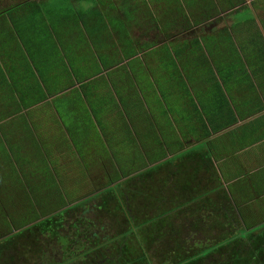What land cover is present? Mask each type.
Segmentation results:
<instances>
[{"label": "trees", "instance_id": "obj_1", "mask_svg": "<svg viewBox=\"0 0 264 264\" xmlns=\"http://www.w3.org/2000/svg\"><path fill=\"white\" fill-rule=\"evenodd\" d=\"M26 1L21 0L7 11L8 16L0 19V43L4 40L2 34L10 39L4 49L0 46V57H4L2 62L8 70L4 75L0 63V122L20 113L16 123L9 125L22 128L23 141L30 142L34 151L32 160L28 161L20 154L27 147L9 144L14 156H19L16 160L20 168L29 169L22 170V178L17 179L15 196L9 195L11 191L7 188L5 192L0 190L6 215L13 224L8 238L0 242V264H264V212L255 210L261 208L264 192L258 188L261 177L254 181L240 170L227 191L215 166L221 159H188L186 152L179 154L183 143L172 141L175 132L170 115L177 113L186 122L185 112H176L185 106L187 114L194 106L204 130H208L205 111L213 109L212 116L208 117L209 126L216 132L221 131L226 122L219 116L224 112L222 108H228L225 96L218 105L203 101L199 109L195 99L186 95L188 90L183 94L188 101L184 102L179 94L167 99L163 90L158 93L152 79L146 83L141 81L138 69L130 67L141 81L138 83L141 91L148 85L149 93H153L150 101L147 90L143 92L144 99L150 101L148 107L152 115H149L127 66L108 74L115 78L112 84L118 99L109 89L105 76L97 77L121 56V50L111 43L114 39L110 28L115 31L119 24L122 26L115 36L125 45L122 51L126 58L137 54L135 39L122 22H127L129 28L153 31L160 26L181 38L197 29L191 44L184 42L174 49L178 61H187V66L196 64L213 87L219 83L237 88L245 85L243 102L247 107L239 109V115L253 117L264 111V35L258 24L260 22L264 30V15L259 14L264 12V0H252L251 6L246 4L247 0H133L129 11L121 9L124 20L110 21V24L95 8L77 12L70 5L74 2L90 5L94 0L32 2L26 13L20 15L16 11ZM63 11L73 12L69 17L75 19L78 26L84 24L95 47L93 51L80 42L79 51L75 46L64 48L68 63L56 49L53 35H49L52 29L57 33L55 23ZM87 18L92 21L91 27ZM39 36L44 37L41 43H38ZM9 45L10 53L6 50ZM15 45L17 50L12 53ZM159 45L148 43L149 48ZM46 59L51 62L48 64ZM160 70L165 76L162 67L153 68L154 74ZM176 73L167 72L166 77L172 78ZM159 79V76L154 78L161 88L164 79ZM75 80L82 83L81 90L56 97L54 106L50 102L43 104L50 96L72 87ZM86 80L90 81L84 83ZM181 80L180 85L190 81ZM202 84L205 85V80ZM259 89L262 100L257 93ZM167 90L177 91L176 86L170 85ZM202 90L204 92V88ZM167 103L174 109L165 107ZM176 104L182 105L176 107ZM44 106L56 111H48V122L61 123L72 137L86 139L85 144L75 140L77 153L93 156L94 151L107 150L94 147L99 137L97 127L106 137L114 136L115 132H110L108 113L115 110L118 123H131L136 130L143 131L142 147L136 139H131L128 145L132 142V146L118 148V159H85L86 173H81L85 178L79 177V185L89 186L88 176L93 168L110 170V175L107 174L111 179L100 186V193L91 197L77 189L72 191L77 181L66 173L71 172L72 164L78 159H69L72 163H67V159L49 156V147L44 145L43 139H35L29 125L30 116L42 123ZM73 106H76L74 110ZM25 110L27 112L23 113ZM77 113L85 115L86 123L75 119ZM156 124L167 127L166 133L159 127L162 137ZM137 132L140 136V131ZM13 134L12 130L3 128L7 143ZM128 134L130 131H123L119 137L125 138ZM43 136L41 134V138ZM99 142L101 144L100 139ZM1 145L0 152L11 158L10 151L0 140ZM206 146L203 144L201 153ZM75 150L69 148L72 155L76 154ZM143 150L148 159H143ZM131 153L133 158H129ZM169 155L178 156L166 159ZM237 160L240 164V159ZM220 171L231 181L223 167ZM13 199L21 211L11 208ZM4 221L9 223L5 216ZM204 231L213 238L197 243ZM246 253H249L247 258Z\"/></svg>", "mask_w": 264, "mask_h": 264}, {"label": "crops", "instance_id": "obj_2", "mask_svg": "<svg viewBox=\"0 0 264 264\" xmlns=\"http://www.w3.org/2000/svg\"><path fill=\"white\" fill-rule=\"evenodd\" d=\"M249 1L250 0H247L246 4ZM20 2L21 0H0V6H2L1 4L5 5L3 6L4 8L0 7V19L2 20L6 16H8L7 11L10 8H12L15 4L20 3ZM72 6L74 10L77 12H80L81 10L85 11L91 8H95L96 11H98L101 14L102 18H104V20L108 24H110V21L124 20L121 9L123 8L125 10V0H94L93 3H91L90 5L86 3L74 2ZM263 13L264 12H260L259 14L263 15ZM60 14H61V16L59 15L60 18H58V21L55 23V26L57 27V33H55V31H53L52 29L51 31L52 33L49 31L50 32L49 35L50 37L53 35V41L57 47L56 49L62 53L61 58L62 57L65 58L64 48H68L69 46H75L76 50L79 51L80 42L82 43V45L84 46L87 45L91 47L93 51H95V47L92 44L94 42L90 39L89 35L87 34V30L84 24L81 23V25L78 26L76 23V20L75 19L73 20V18L71 19L69 17L73 15V12L63 11ZM87 21H88V18H87ZM88 22H90V27H91L92 21H88ZM122 24L127 30H129L131 38H133V35H135L134 32H137L138 30L145 31L144 29H138L134 26L132 28H129L127 22H122ZM260 25L259 27L262 26ZM92 27L94 28V25ZM219 27L223 29L222 25ZM119 28H120V24L115 29V31L112 28L110 29L112 32V39H114V41H112L111 43H114L115 45H117L118 49L121 50L120 59H117L116 62L113 65H111L109 69L107 70L103 69V72L101 74H98L97 77H101L103 75L105 76V80L109 86V89L111 90V92H113L116 99H118L116 95V90L114 88V85L112 84V81H114L115 78H113L112 76L110 77L108 74L110 72H117L119 67L127 66V69L131 73V78L133 79L134 83H136L137 89L140 92V96L143 98L142 101L148 111L147 113L149 115H152L148 107L149 106L148 102L146 99H144L143 92H144V89L147 90V95L149 94L148 97L150 101H151V94L153 93H149L151 90L149 89L148 85L147 86L145 85V88L143 87V90L141 91L142 88L140 89V86L138 84L139 81L136 78V75L134 74V70H131L132 68L138 69V71L145 70L146 65L145 63H141L138 65L128 66V63L132 62L133 56L130 58H126L124 51H122V49L125 48V45L120 44V41L115 36L116 34L119 35V32L121 31V30H118ZM208 30L211 31L212 29L208 28ZM260 30L262 33H264V30L262 27L260 28ZM45 31H48V30H45ZM140 31L138 35H143ZM196 32H197V29H195V31L188 32L182 35V38L190 37L191 39H193L194 36H191V35ZM0 36H1V33H0ZM2 36L4 40L3 42L1 41L2 44L0 43V46L1 48L4 49V47L7 46V43H10V39H5L6 37L4 36V34H2ZM168 37H172V34L169 35ZM133 39L137 40L136 37ZM100 43L102 44L101 41ZM16 48H17V45H15L14 49H12L13 51L12 53H15V51L17 50ZM6 50H8V53L11 52L10 45H9V49H6ZM100 51L104 53L106 52V50H100ZM136 51L138 53V51H140L139 48H137ZM3 58L0 57V63L4 71V75L5 74L7 75L8 70L5 68L2 62ZM11 59L12 58L10 57L8 59V62H10ZM14 59L16 60L17 58H14ZM57 60L59 61V64H60V59H57ZM64 61L68 63V60L66 58ZM9 64H10L9 69H11L12 67L11 62ZM130 67L132 68L130 69ZM150 79H152L153 84H156V89L159 93L161 89V88L159 89V87L161 84L160 85L157 84L153 78H150ZM118 80H121V78ZM2 81L4 80L2 79ZM89 81L90 80H86L84 83H87ZM162 83H164V81H162ZM210 83L211 82L209 81V77L206 78L205 86L207 87V89L204 88V92H200L199 89L194 90L192 88V93H190L189 95L193 96V94L195 93L196 94L198 93L199 94H209L210 89L213 87L212 85H210ZM240 85L241 87L237 88L236 86L231 87L230 85H225L222 83V86L224 87L223 93H221V91L217 92L216 99L221 100L225 96V101L228 105V108H222L224 112H222L221 115L219 116L220 119L226 122V124L223 123V127L221 131L216 132L212 130L209 126L208 117L212 116L213 109L207 108L205 111L206 116L204 117V120L208 126V130H204L203 129L204 127L202 125L203 123L201 124V120L199 118L198 113L194 111L196 109L189 108L188 114H187L186 106H185L184 109H179L176 112L181 113L182 111H184L186 122H184L181 119V116L177 113L170 115L172 126L175 132V136L172 141L175 142L179 140L180 143H183L184 145L183 150L179 154H183L186 152L189 155L187 157L188 159H221L215 162V166L218 170L221 180L223 181V187L227 191L229 190L230 185L234 183L235 181L234 178L238 177L240 170L245 172L246 177L250 179L252 177L254 181L255 179L257 180L261 177V180L259 182L260 185H258V188L264 190V111L254 115L253 117L251 116L249 118L240 117L239 109H245L247 107V104L246 103L244 104L245 101L243 100L244 94H245L244 91L247 87L243 84H240ZM81 86H82V83L75 80L74 85L72 87H69V88L67 87L64 91L60 92L59 94L50 96L45 102H43V104H47L48 102L51 103L56 97L71 93L75 89L81 90ZM201 91L203 90L201 89ZM260 91L261 90L259 89L257 93L259 94L262 100V94L260 93ZM196 94L194 95V99H195V103L197 104V97H195ZM221 94H223V97H221ZM51 111L56 113L53 107L50 108V113ZM26 112H27L26 110L23 111V113H26ZM117 112L118 111L115 110L114 113H108L110 114L109 120H108L109 126H110V132L111 133L115 132L114 136L112 135V136L106 137L104 133L102 132L101 128L97 125L99 137L97 136L98 139L96 140L94 147L99 146L101 148L102 147L106 148L107 150L104 152H100V153L99 152L97 153L96 151H94L93 156H90V154L88 155L87 153H82V154L77 153V151L75 150V147H76L75 140H78L79 142L85 144L86 139H79L78 137L74 138V136L72 137L69 134L67 127L61 123H53V122L51 123V122H48V120H46V123L41 124V121L38 120L37 117L32 118L30 116L29 125H30L31 130L34 133L35 139L37 141L43 139L44 145L46 144L49 147L51 151V154L49 156H52L53 158L67 159V160L75 159V158L78 159L75 164H72L73 167L71 171L78 169L80 171V174L81 173L83 174V173H86L85 159H92V158L94 159H118L117 154H116L118 148L119 147L127 148V146L128 147L132 146V142L128 145V142L131 139H136L138 146H139L140 140L144 136L143 131L136 130L135 126L131 123H127V124L118 123L117 121L118 113ZM201 112H203L202 109H201ZM19 117H21L20 113L12 115L0 122V140L2 141L3 147L8 148V150L10 151V156H11V158H6L5 154L0 152V181H1L0 190L5 192L7 188L11 191L9 195H12V196L16 195V189H17L16 181L17 179L22 178V170L27 171L29 168H25V169L20 168V165L16 160L19 158V156H17V158L14 156L13 152L10 150L11 146L9 144L11 143L12 146L13 145L21 146L23 148L27 147L26 151H21L20 153L22 154L21 156H26L27 159H32V155L34 153V151H31L32 144L26 140L23 141L24 137H22L21 135L22 128L16 125H9L11 123L13 124L16 123V120ZM183 126H184V129H183ZM186 126H188V128ZM159 127H158V124H156V129L160 136H161V131H162L161 129H163L164 133L167 132V127H161V129ZM3 128L12 130L14 132V134L12 135L13 138H9L10 139L9 143L5 141V138L3 135ZM123 131H130L131 135L128 134V136L125 138L119 137V133ZM137 131H140L139 132L141 133L140 136L137 134L138 133ZM41 134L44 135L42 138H41ZM99 139L101 141V144L99 142ZM205 143L207 144L206 150L203 151L202 153L199 152L196 155L195 149L199 148V145L203 146V144ZM140 146L142 147L141 144ZM0 147H2V145ZM70 147L73 150H75V153H76L75 155H72L69 152ZM202 148L204 149V147ZM143 152H144L143 159H148L147 152H145L144 150ZM206 154L207 156L209 155V157H206ZM49 156H45V157L49 159ZM177 156L178 155H175V156L169 155L168 158L166 159H171L173 157L177 159ZM133 157L134 155L131 153L129 158H133ZM8 159H11V160H8ZM237 159H240V164ZM69 162L72 163L71 160L67 161V163ZM240 165H242L241 169H240ZM220 167H223L227 171V175L228 177H230L229 179H231V181L227 180V177L225 176V174L223 175V173L220 171ZM96 169L97 168H95V170ZM99 169L98 171H101V168ZM66 175L71 177L72 179H76L75 178L76 175L73 174L72 172L71 173L67 172ZM79 186L85 188L84 184L79 185ZM80 187L76 189L79 190ZM82 191H79V192H81L82 194L89 193L87 192V190L84 191L82 189ZM0 201L4 205L1 198H0ZM255 210L264 212V192H263L262 199H261V208L259 209L255 208Z\"/></svg>", "mask_w": 264, "mask_h": 264}, {"label": "rangeland", "instance_id": "obj_3", "mask_svg": "<svg viewBox=\"0 0 264 264\" xmlns=\"http://www.w3.org/2000/svg\"><path fill=\"white\" fill-rule=\"evenodd\" d=\"M26 1V0H25ZM49 1H53V0H27L26 2H24L23 6L19 7L17 9L16 12H19L20 15H23L24 13H26V11L28 10L29 8V4H31L32 2H41V3H48ZM70 0H66L65 2H68ZM132 3V0H125V8L128 10V7H130ZM251 3H252V0H250L247 4L251 6ZM2 8H4L3 6H5L4 4H1ZM16 5V4H15ZM72 5V4H70ZM79 7V6H78ZM73 8V6H72ZM74 9V8H73ZM138 14L134 15V17H136ZM264 15V13H263ZM28 18H31L32 16H27ZM34 24H36V21L35 20H32ZM50 23V21H47ZM120 30H122V26L120 25ZM151 28L153 29V26H151ZM38 34H41V31L38 30ZM140 30H138L137 32H134L135 35H133V38H137L139 41H142L141 44H144L146 41H147V38L148 40L152 39L153 36L152 35H156V32L158 33V39L161 40V42H163L162 40L165 38V39H168L169 42L168 44H161L160 46H157V47H151V48H148V49H144L145 51H142L140 50L141 52L137 53L135 56H133V59H132V62L128 63V66H133V65H138V64H141V61L143 63H145V70H139L137 72V74H140L141 75V80L144 81L146 83V81H148L150 78H155V77H158L159 76V80L161 79H164V84H163V87H161V90H163V95L169 99L170 96H172L173 94H179V97H181L183 99V101L185 102L186 100L188 101L187 97H184L183 94H186L185 91L188 90L187 92L192 93V88L194 90H197V89H200V92H203L201 91V89L203 88H206L207 87L205 85H203L202 83H204V80L207 78V76L205 75V73L203 72V70L199 69L196 64L192 65V64H188V66L186 65V62L187 61H178L179 59L176 57L175 55V48L177 46H180L181 43H184V42H188L189 44H191L193 42L194 39H191L190 37L188 38H181L180 36H177L176 34H172V33H169V32H166L162 27L158 26V28L154 29L153 30H150L148 29V34L145 35H138ZM156 31V32H155ZM192 31H195V29H192L190 32ZM172 34V37H167L169 35ZM195 33H193L191 36H194ZM38 43H41L43 40H44V37L42 36H39L38 38ZM157 42H160V41H157ZM152 52V53H151ZM159 54V55H158ZM140 60V61H139ZM46 62L49 64L51 61L46 59ZM160 62L159 64H157V67H156V63ZM191 62H193V59L191 60ZM195 63V61H194ZM52 66V65H50ZM54 66V65H53ZM164 70V72H176V75L172 78L169 77L167 78L166 77V73H165V76H162V72L161 70L157 73V74H154L155 72L153 71V68H161ZM184 79L188 82V80H190L187 84H184V85H180L181 82H183V80L181 79ZM173 79V83L171 84V80ZM141 82V81H139ZM160 82V81H159ZM158 82V83H159ZM160 84V83H159ZM176 86V92L174 93H171V92H168L167 90V87L168 86ZM210 85H212V83H210ZM213 86V85H212ZM160 89V87H159ZM223 89L224 87L222 86V83H219V85L217 86H214L210 89V93L209 94H196L195 97H199L197 98V107L199 108V104H203V101H210L212 102V104H216L218 105V103L220 104L221 103V100L219 99H214V97L217 96V92L218 91H221V93H223ZM189 94H186V95H189ZM192 96V100H194V95ZM191 96V95H189ZM77 101V100H75ZM150 104V101H148V105ZM177 106L176 107H180L182 104H176ZM195 105V104H194ZM51 106H54V101L51 102ZM88 106V105H87ZM47 107H49L47 105ZM47 107H42V112H43V121L41 124H44L46 123V119H47V114H48V111L50 110V108H47ZM165 107H167L169 110L170 109H174L173 106L169 103H167L165 105ZM74 108H76V106L74 107L73 106V110ZM89 108V106H88ZM187 108V107H186ZM194 106L191 107V109H193ZM200 109V108H199ZM75 119L79 122V123H83L86 121V117L85 115L83 114H75ZM93 120H95L94 116L92 117ZM56 121H54L53 123H55ZM86 123V122H85ZM188 128V127H187ZM183 129H184V126H183ZM186 134V133H184ZM41 143V142H40ZM23 144V142H22ZM203 146L199 145V148L195 149V153L196 155L198 154V152H200L201 150H203L202 148ZM181 159H187V158H183L181 157ZM28 161H31L32 159H27ZM87 164V162H86ZM87 169V167H86ZM98 169L97 168L96 170L93 168L91 170V173H93L94 171H96V173L98 172ZM100 170V169H99ZM73 174L76 175V183L77 185H79L78 181L80 180L79 177L81 178H85L84 175H81L80 174V171L78 169L76 170H73L71 171ZM70 172V173H71ZM87 177V176H86ZM79 178V179H78ZM72 179V178H71ZM83 180V179H82ZM88 181V180H87ZM75 185V187L77 186ZM72 186L71 190L74 191L76 188ZM85 188H87V184H85ZM83 188V187H80L79 188V191H82V189L84 191H86V189ZM88 188H91V186H88ZM83 192V191H82ZM87 192H89L88 194L90 193H93V190L90 191L88 190ZM11 208L13 210H18V211H21L20 208L16 207V202L15 200L13 199V201H11ZM16 213V212H14ZM4 216L6 217V220L9 222V223H5L4 221ZM207 228V225L205 226ZM11 229H13V224L11 223V218L10 216L6 215V212H5V215L3 214L2 212V208H0V230L1 231H5V233L9 234V232L11 231ZM14 232V230H12ZM193 233H195L196 231L193 230L192 231ZM204 234L201 235V237L197 240V243H206L208 237H212V236H208V233L206 231L203 232ZM196 236V235H195ZM193 238V237H192ZM197 238V237H196ZM213 238V237H212ZM64 243V242H62ZM227 254L224 256V258H227ZM249 256V253H246V256L245 258H247ZM240 259V258H239ZM220 263V262H219Z\"/></svg>", "mask_w": 264, "mask_h": 264}, {"label": "flooded vegetation", "instance_id": "obj_4", "mask_svg": "<svg viewBox=\"0 0 264 264\" xmlns=\"http://www.w3.org/2000/svg\"><path fill=\"white\" fill-rule=\"evenodd\" d=\"M143 35L146 36V34H148V31H140ZM156 32V31H155ZM157 33V32H156ZM153 38L148 40L147 38V41L144 43V44H141L142 41H139L138 39L135 40L136 43L134 44L135 46V49L137 50V48H139V50H142V51H145L144 49H148V43H157V45H161L163 44L164 42H167L168 39H163L161 42L160 39H158V33L156 35H152ZM157 41H160V42H157ZM159 45V46H160ZM157 47V46H155ZM141 52V51H138V53ZM110 175V170H108L107 172L105 171H98L96 173V171H94L93 173H89V176H88V179H89V186H91V188H88L87 187V191L90 190L92 191L93 190V193L89 194L88 196H94V195H97L98 193H100L102 191V189H99L101 185L103 184H107L108 183V180L111 179V176H109L108 174ZM0 208H2V212L3 214L5 215V212L7 211L6 207L2 204V202L0 201ZM9 216V215H8ZM10 234H7L5 233V231H1L0 230V242L3 241L4 239L8 238Z\"/></svg>", "mask_w": 264, "mask_h": 264}, {"label": "water", "instance_id": "obj_5", "mask_svg": "<svg viewBox=\"0 0 264 264\" xmlns=\"http://www.w3.org/2000/svg\"><path fill=\"white\" fill-rule=\"evenodd\" d=\"M259 25H260V23H259ZM260 26H261V25H260ZM261 27H262V26H261ZM261 27H260V28H261ZM261 30H262V29H261ZM263 35H264V33H263Z\"/></svg>", "mask_w": 264, "mask_h": 264}]
</instances>
